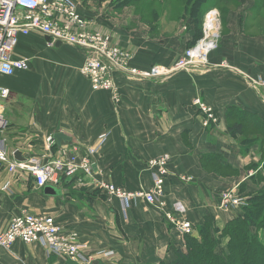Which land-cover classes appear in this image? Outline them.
Segmentation results:
<instances>
[{"label": "crops", "instance_id": "obj_1", "mask_svg": "<svg viewBox=\"0 0 264 264\" xmlns=\"http://www.w3.org/2000/svg\"><path fill=\"white\" fill-rule=\"evenodd\" d=\"M75 1L90 29L110 35L113 43L128 49L131 65L140 69L172 66L200 36L189 20L172 34L162 29L147 32L138 25V13L129 12L126 20L114 18L111 0ZM236 3L238 7L226 15L220 45L209 55V68L137 81L114 72L118 94L94 89L81 72L85 49L52 43L38 32L20 36L15 56L28 59L29 69L0 75V85L11 92L3 113L11 151L41 155L46 138L63 132L72 140L62 141L61 147L76 145L85 152L102 134H109L92 175L81 182L75 176L70 186V178L59 183L63 196L46 195L44 186L24 172L0 171V231L23 210L50 214L65 232H78L92 252H115L96 264H110L112 259L115 264H167L176 259L178 248H185L186 234L166 213L190 221L195 232L207 217L222 229L238 211L220 208L221 193L255 192L259 187L255 176L264 171V88L258 93L239 72L264 73V7L260 0ZM199 96L213 106L215 124L205 126L203 113L193 104ZM236 116L245 120L241 134L229 130ZM57 148L58 144L53 155ZM163 154L170 155L171 173L161 197L163 210L140 200L125 215L121 201L110 198L99 183L128 191L149 189L153 179L148 160ZM8 180L9 188L3 189ZM0 264L83 263L48 254L39 243L17 240L11 249L0 247Z\"/></svg>", "mask_w": 264, "mask_h": 264}, {"label": "built area", "instance_id": "obj_2", "mask_svg": "<svg viewBox=\"0 0 264 264\" xmlns=\"http://www.w3.org/2000/svg\"><path fill=\"white\" fill-rule=\"evenodd\" d=\"M32 32L49 37L52 43L64 42L85 49L86 60L81 72L91 81L94 89L110 90L114 94L119 93L114 81V72H121L130 81L163 79L180 70L209 68V55L218 48V43L211 36L210 40H202L195 48L193 47L196 43L188 47L172 66L155 65L149 69H140L131 65L132 53L128 49L113 43L110 35L90 29L88 20L79 13L75 0H0V75L10 76L18 70L29 69L28 59L17 58L15 50L20 36ZM207 43L209 47L200 58L197 50ZM239 72L246 84L260 93L261 88H264V73L252 76L247 72ZM10 94L9 88L0 85V171L29 174L36 179L39 187L59 184L63 179L75 176H78L77 181L81 182L84 176L92 175L96 155L108 132L102 134L96 145L85 152L76 145H59L55 155L52 154V149L57 145V141L50 135L46 138L45 151L41 155H24L25 161L17 160L4 135L8 124L3 114L4 104ZM193 104L203 113L205 126L217 122L213 106L200 96L193 100ZM169 162V154L148 160L153 179L149 189L128 191L105 181L100 182L99 186L110 198L115 197L121 201L125 215L128 208L140 200L161 211L164 204L161 197L165 193L164 188L171 174ZM253 174L255 172L250 173ZM10 183V180L6 181L2 188L8 189ZM246 199L245 194L237 189H230L221 193L219 205L227 211L237 212L247 204ZM178 209L180 208L177 207ZM165 217L184 234L195 232L190 221L179 220L174 213H166ZM17 240L27 244L39 243L48 254L83 264H95L101 258L115 256L113 250L101 249L92 252L90 245L80 239L78 232H65L55 216L26 210L13 217L8 227L0 231V247L11 249Z\"/></svg>", "mask_w": 264, "mask_h": 264}, {"label": "trees", "instance_id": "obj_3", "mask_svg": "<svg viewBox=\"0 0 264 264\" xmlns=\"http://www.w3.org/2000/svg\"><path fill=\"white\" fill-rule=\"evenodd\" d=\"M130 1L133 0H115L114 5L120 8ZM260 2L264 7V0ZM190 18L191 21L196 20V17ZM197 23L198 33L202 22L197 19ZM229 130L234 134L243 133L244 118L233 117ZM246 138L247 141L250 140L249 136ZM73 178L67 186L75 182ZM255 179L261 187L246 194L247 204L235 213L222 229L212 218H205L196 232L186 234L185 248H178L176 259L167 264H264V171L258 173Z\"/></svg>", "mask_w": 264, "mask_h": 264}, {"label": "rangeland", "instance_id": "obj_4", "mask_svg": "<svg viewBox=\"0 0 264 264\" xmlns=\"http://www.w3.org/2000/svg\"><path fill=\"white\" fill-rule=\"evenodd\" d=\"M195 1L196 2H194V0H133L129 3L126 2V5L123 7H115L116 13L114 14V18L126 20L129 16V12L133 11L134 14L138 13L137 15H141L138 19V22H140L138 25L143 30L147 32L152 30V32H155L157 29H162L164 33L172 34L178 27L183 26L186 21H191L188 18L196 17L195 21H191V25H194L196 28L198 24L197 19L201 20L202 25H200L201 29L198 31L200 36L193 48L202 40H210L211 36L215 38L219 46L226 27V15L230 10L238 7V3H236L238 0ZM114 2L115 0H111L113 5ZM186 4L189 6L185 7ZM214 28L215 30H213ZM212 31L215 32L211 33ZM157 32H159V30ZM260 187L261 185H259V188ZM100 260V263L106 261L102 260V258ZM114 262L115 260L112 259L110 264H115Z\"/></svg>", "mask_w": 264, "mask_h": 264}, {"label": "water", "instance_id": "obj_5", "mask_svg": "<svg viewBox=\"0 0 264 264\" xmlns=\"http://www.w3.org/2000/svg\"><path fill=\"white\" fill-rule=\"evenodd\" d=\"M158 106H154L153 107V112H156ZM54 138L57 141L58 145H61L62 141H71V137L68 136L67 134L63 133V132H57L54 134ZM14 156L17 160L20 161H25L26 157L23 155V152L21 150H16L14 152ZM95 167V166H94ZM71 178L67 181V184H69L71 182ZM43 191L46 195H50V196H63L64 195V188L62 186H60V184H46L43 187Z\"/></svg>", "mask_w": 264, "mask_h": 264}, {"label": "bare ground", "instance_id": "obj_6", "mask_svg": "<svg viewBox=\"0 0 264 264\" xmlns=\"http://www.w3.org/2000/svg\"><path fill=\"white\" fill-rule=\"evenodd\" d=\"M208 47H209L208 43L205 44L204 46L199 47L197 50V55L201 58L203 56L204 51H206Z\"/></svg>", "mask_w": 264, "mask_h": 264}]
</instances>
